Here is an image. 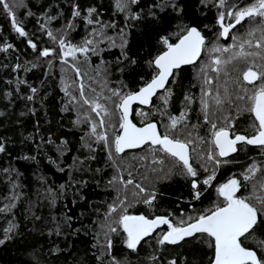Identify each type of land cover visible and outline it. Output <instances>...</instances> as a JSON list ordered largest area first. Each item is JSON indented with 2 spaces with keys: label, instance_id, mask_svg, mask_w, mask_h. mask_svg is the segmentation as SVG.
Instances as JSON below:
<instances>
[{
  "label": "snow or ice",
  "instance_id": "6c2138e0",
  "mask_svg": "<svg viewBox=\"0 0 264 264\" xmlns=\"http://www.w3.org/2000/svg\"><path fill=\"white\" fill-rule=\"evenodd\" d=\"M140 4L141 0H115L117 12L125 14L123 26H118L114 20H103L95 5L83 7L78 0H69L70 17H65L66 23L60 29L50 30L47 24L38 21L40 29L56 47L40 49L36 42L28 40L38 57H54L66 66V71L74 74L71 83L63 81L62 91L68 97L63 110H75L74 124L87 125L81 139L89 153L84 159L74 158L76 170H88L84 168L85 160H95L97 149L94 145H101L116 172L107 181L115 197L105 202L102 213L97 209L100 219L96 221L98 231L93 247L99 245L102 249V256L97 259L103 261L106 255L110 258L109 264H124L112 255L113 237L116 236L133 253L149 238L155 240L158 248L191 240L211 249L208 264H264V239L256 238L257 233L264 235V162L253 161L240 173L216 185L217 199L211 207L194 215L181 213L180 217L171 212L151 217L130 213L129 209L138 203L152 208L157 194L154 188L137 181L133 174L135 165L129 163L125 167L123 163L126 152L143 149V154L133 159L141 167H144L142 162H149L146 172L163 173L168 178L179 168L190 180L193 199L200 200L213 187L221 165L235 162L228 159L233 154L245 146H253L264 156V0H200L204 9H217L215 26L218 30L213 33V40H209L204 30L212 31L214 26L205 24L201 28L184 23L183 8L176 0H162L161 3L154 0L147 13L140 9ZM18 6L16 0H0V10L9 18L11 27L19 36L27 37L29 34L15 12ZM168 8L177 14L180 24L176 31L159 38L163 47L146 61L149 78L141 76V83L135 90L123 81L111 87L113 67L123 72L120 65L137 63L127 51L128 30L148 16L155 19L156 9ZM27 14L34 15L31 11ZM56 19L57 16H47L49 22ZM77 21L84 25L85 35L73 43L71 35L77 30ZM245 22L249 27L240 33L237 26L242 27ZM221 39L232 42L225 46L219 43ZM11 48L13 45L8 43L0 47V51L7 52ZM113 48L120 50L114 66L103 57L104 52ZM202 54L206 60H202ZM93 57L99 59V64L93 65ZM198 61L201 62L197 72L201 93L199 109L203 123L209 126L207 138L199 135V125L190 123L191 106L196 103L190 92L184 95L178 115L168 110L174 94L171 85L176 83L179 71L183 66L197 65ZM19 68L17 64L13 70ZM89 68L95 72L94 77L88 75ZM85 77L91 83H86ZM36 91L31 88L32 93ZM154 98L161 102L159 106ZM145 107L149 111H145ZM245 112L251 116L249 130L238 131L237 118ZM133 114L141 117L140 126L133 121ZM155 115L160 119L150 118ZM67 143L62 140L57 150L67 151L64 147ZM4 151L5 146L0 142V153ZM64 170L59 168L61 172ZM201 170L207 173L203 179H200ZM95 171L99 173L101 169ZM148 179V175H143V180ZM64 187L61 185L62 189ZM244 189H249L250 193L243 194ZM48 192L52 195L53 190ZM15 206L14 203L6 204L0 207V213L11 212ZM16 228V224L8 221L0 245L14 237ZM52 234L50 231L49 235ZM254 238V246L249 245L247 241ZM151 259L158 258L152 256ZM168 264L178 262L171 259Z\"/></svg>",
  "mask_w": 264,
  "mask_h": 264
},
{
  "label": "trees",
  "instance_id": "16d2710c",
  "mask_svg": "<svg viewBox=\"0 0 264 264\" xmlns=\"http://www.w3.org/2000/svg\"><path fill=\"white\" fill-rule=\"evenodd\" d=\"M78 2L83 7H98L105 21L114 20L118 26H123L125 22V14L117 12L115 0ZM153 2L154 0H141L140 9L147 13ZM155 2L161 3L162 0ZM176 2L183 8L184 23L196 24L201 28L205 24L214 26L212 31L204 30L209 40H213V33L218 30L215 26L217 9H204L200 0ZM16 3L19 6L15 8V12L29 34L27 37L19 36L11 27L9 18L0 10V47L8 43L13 45L7 52L0 51V142L5 146V151L0 153V207L12 203L16 205L11 212L0 213V237L3 236V229L8 226V221L17 225L14 237L0 245V264H109L110 258L106 255L103 256V261L97 259L102 256V249L99 245H93L96 244L98 231L96 221L105 210V202L111 201L116 194L107 186V181L116 174L115 169L107 160L103 147L94 145L97 149L96 159L85 160L84 168L88 170H76L74 158L84 159L89 153L82 146L81 139L87 125H75L77 112L63 110L68 102V97L62 91L63 81L71 83L74 74L70 70L66 71V66L54 57H38L37 52L28 44L31 39L40 49L56 47L40 29L38 21L47 24L50 30L60 29L66 23L65 17H70L69 0H16ZM29 11L34 15L29 16ZM156 11L155 19L148 16L128 30L127 51L137 63L120 65L124 68L123 72L115 71L113 67L111 87H117L123 81L130 89L135 90L141 83V76L149 78L150 70L146 61L163 47L159 38L170 35L180 24L177 14L170 8ZM202 12L206 14L202 15ZM47 16H57V19L49 22ZM77 25V30L71 35L73 43L79 42L85 35L84 25L79 21ZM248 27L247 22L242 27L237 26L240 33H244ZM110 34L113 33L110 31ZM231 42V39L219 41L225 46ZM119 55L118 48L103 53L104 59L113 66ZM206 59L202 54V60ZM49 60L52 61L51 65ZM200 63L198 61L197 65L184 66L179 71L176 83L171 85L174 94L168 110L178 115L183 107L181 101L184 95L190 92L196 98L189 113L190 123L199 125V135L207 138L209 126L203 123L199 109L201 93L197 72ZM17 64L20 68L14 71ZM96 64H99V59L93 57V65ZM88 75L94 77L95 72L89 68ZM85 82L91 83L88 77H85ZM32 87L37 89L36 93L31 92ZM28 96L33 99H27ZM154 102L157 106L161 104L156 98ZM145 111L149 109L145 107ZM132 118L140 125L141 117L133 114ZM150 118L160 119L158 115ZM250 121L249 113H241L237 118V130H249ZM62 140L68 142L64 146L67 151L63 153L57 150ZM143 152V149L129 150L124 154L123 163L125 167L129 163L135 165L133 174L137 181L155 189L157 199L152 208L138 203L129 209L132 214L150 217L169 212L175 217H180L181 213L185 216L199 213L216 201V185L225 182L229 176L240 173L253 161L264 162L260 149L245 146L228 158L234 163L223 164L217 170L213 187L200 200H194L190 180L180 173L179 168L174 169L168 178L163 173L146 172L149 162H142L144 167H141L133 159ZM61 167L65 169L63 172L59 171ZM96 169L101 171L97 173ZM124 175L127 178V172ZM143 175H148L149 179L143 180ZM206 175L201 170L200 179ZM79 181L87 183H78ZM61 185L65 187L62 189ZM49 189L53 190L52 195H49ZM249 193V189L243 190V194ZM68 216L72 220L67 221ZM50 231L52 235H49ZM256 238L264 239V235L257 233ZM100 240L103 243L102 236ZM247 243L254 246L255 238ZM112 255L124 264H168L171 259H176L178 264H208L211 249L191 240L182 242L181 245L158 248L155 240L149 238L147 243L142 242L137 252L133 253L126 248L120 237L114 236ZM152 256L158 259L153 261Z\"/></svg>",
  "mask_w": 264,
  "mask_h": 264
},
{
  "label": "water",
  "instance_id": "95a60500",
  "mask_svg": "<svg viewBox=\"0 0 264 264\" xmlns=\"http://www.w3.org/2000/svg\"><path fill=\"white\" fill-rule=\"evenodd\" d=\"M188 66H190V65H188ZM184 67V66H183ZM138 125V124H137ZM138 126H140V125H138ZM234 155V154H233Z\"/></svg>",
  "mask_w": 264,
  "mask_h": 264
}]
</instances>
